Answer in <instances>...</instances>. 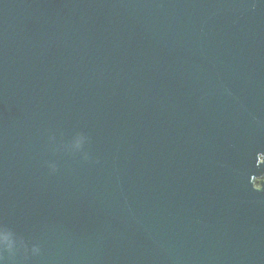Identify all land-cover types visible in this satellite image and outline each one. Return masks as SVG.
Returning <instances> with one entry per match:
<instances>
[{
	"label": "water",
	"instance_id": "1",
	"mask_svg": "<svg viewBox=\"0 0 264 264\" xmlns=\"http://www.w3.org/2000/svg\"><path fill=\"white\" fill-rule=\"evenodd\" d=\"M0 264H264V0H0Z\"/></svg>",
	"mask_w": 264,
	"mask_h": 264
},
{
	"label": "clouds",
	"instance_id": "2",
	"mask_svg": "<svg viewBox=\"0 0 264 264\" xmlns=\"http://www.w3.org/2000/svg\"><path fill=\"white\" fill-rule=\"evenodd\" d=\"M81 146V144L78 142L77 144H76V148H79ZM12 244H13V242H9V248H11L12 247ZM33 251H37L36 249H33Z\"/></svg>",
	"mask_w": 264,
	"mask_h": 264
}]
</instances>
